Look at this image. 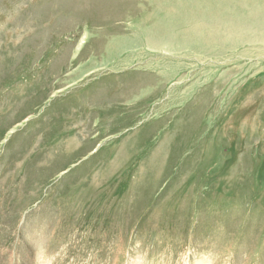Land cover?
Instances as JSON below:
<instances>
[{
	"label": "rangeland",
	"instance_id": "obj_1",
	"mask_svg": "<svg viewBox=\"0 0 264 264\" xmlns=\"http://www.w3.org/2000/svg\"><path fill=\"white\" fill-rule=\"evenodd\" d=\"M0 264H264V0H0Z\"/></svg>",
	"mask_w": 264,
	"mask_h": 264
},
{
	"label": "bare ground",
	"instance_id": "obj_2",
	"mask_svg": "<svg viewBox=\"0 0 264 264\" xmlns=\"http://www.w3.org/2000/svg\"><path fill=\"white\" fill-rule=\"evenodd\" d=\"M237 19V18H236ZM244 20V19H243ZM245 20H249V19H245ZM256 20H258V19H256ZM255 20V21H256ZM238 22V21H237ZM246 22V21H245ZM258 22V21H257ZM254 23V22H253ZM253 23H251V24H253ZM258 25L259 24H253V25H251L252 26V28L253 27H258ZM251 26L250 27H247V30L250 32V28H251ZM249 28V29H248ZM242 33H241V35L239 36V37H243L244 39H245V36L244 35H247V33L246 32H244V31H241ZM261 32H262V30H261ZM231 33V31H228L227 32V34H230ZM255 43H258V41H256V42H254V41H252L251 39H250V41L249 42H245V43H243L242 45H240L239 47H242V46H245V45H247V44H255ZM239 47H237V49L239 48ZM251 51V50H250Z\"/></svg>",
	"mask_w": 264,
	"mask_h": 264
}]
</instances>
